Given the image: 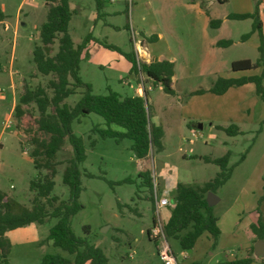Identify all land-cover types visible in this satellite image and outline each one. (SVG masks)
Segmentation results:
<instances>
[{"label": "rangeland", "instance_id": "rangeland-1", "mask_svg": "<svg viewBox=\"0 0 264 264\" xmlns=\"http://www.w3.org/2000/svg\"><path fill=\"white\" fill-rule=\"evenodd\" d=\"M99 1L97 7L96 0H69L73 12L68 32L73 42L79 43L87 34L98 40L90 41L81 53V80L89 83L95 94H105L108 89L123 95L133 93L136 83L133 81L132 87L126 84L130 78L128 62L99 43L105 41L124 52L134 49L144 62L150 61L149 55L172 58L175 92L166 93L160 83L152 85L145 75H137L138 81L147 84L141 96L147 101L150 121L160 125L164 133L162 150H152L140 160L131 150L130 139L115 141L93 131L96 124L103 123L101 116L89 113L72 122L73 133L83 138L86 154L79 164L82 189L78 201L82 208L70 219L72 231L100 247L108 258L107 264H162L158 240L148 237L146 232L155 213L148 199L151 192L140 185L139 172L145 169L154 172L159 193L169 195L176 182L202 185L212 179L218 165L201 158H218L230 151L229 179L213 193L216 198L206 194L219 217L216 244L207 232L190 250H182L174 238L168 242L177 264H216L231 259L239 254L235 241L243 242L251 233L243 227L244 223L258 216L264 222V102L247 89H242L239 95L231 93L235 89L222 95H214L208 89L217 77L259 74L256 69L243 72L231 69L232 61L255 59L259 53L249 42L241 43V35L252 27L251 18L226 19L221 28L211 27L204 34L206 14L200 8L222 18L247 6L237 4L236 0ZM52 4V0H0L5 15L0 21V190L28 208L34 195L29 183L37 174L29 155L33 147L31 140L45 136L37 130L38 111L34 104L24 105L25 113L20 118L15 116L14 106L24 87H46L54 78L53 74L38 73L32 60V49L40 43V27ZM133 32L139 40L136 45L131 41ZM151 34H157L158 38L148 41ZM211 38L231 39L232 43L208 47ZM53 48L52 53L57 45ZM198 89L204 91L191 93ZM82 90L64 101L73 104ZM47 92L51 93L49 89ZM218 108L222 114L226 112L223 117H230L228 125H237L241 133L228 135L210 126V119L204 117L214 115ZM71 155L66 138L55 156L51 195L58 201L69 197V189L62 183V171ZM241 155H244L242 160ZM45 172L44 169L41 174ZM47 209L50 211L51 207ZM168 212L169 207L161 210L162 221ZM55 221L48 217L43 223L7 231L5 235L11 242L9 264H39L46 253H59L72 259L46 238Z\"/></svg>", "mask_w": 264, "mask_h": 264}, {"label": "trees", "instance_id": "trees-1", "mask_svg": "<svg viewBox=\"0 0 264 264\" xmlns=\"http://www.w3.org/2000/svg\"><path fill=\"white\" fill-rule=\"evenodd\" d=\"M54 4L48 7L46 20L41 24L39 31L40 43L32 49V60L38 73L42 75L53 74L46 87L37 85L35 88L24 87L14 106V113L20 118L24 113V105L34 104L38 116L35 118L37 130L45 137H33L32 149L29 153L33 167L37 174L30 180L29 189L34 192L32 206L30 208L16 201L0 190V264H9L8 253L11 242L5 235L9 230L29 225L31 223H43L48 217L56 219L49 228L46 238L55 247L72 256L65 257L59 253H46L39 264H107L108 258L104 251L85 238L76 236L71 229V217L82 208L78 201L81 187L79 164L85 159V147L83 138L73 133L71 124L80 121V118L95 113L103 118L101 125L96 124L93 131L102 138H113L119 141L128 138L132 141L131 150L135 157L145 158L152 150H162L163 129L160 125L150 121L148 104L141 95H122L111 89L105 94H95L91 85L81 80L79 75V62L82 51L90 41L96 40L91 34L75 44L68 32V25L73 10L69 7V0H52ZM97 1V7L100 1ZM225 1V0H221ZM260 0H255L254 9L251 13L227 14L229 19H252L251 29L241 35V40H246L249 35L256 31L259 36L257 51L258 57L252 61L248 58L237 59L231 62V69L243 71L260 68L259 74L243 75L240 77H217L208 91L221 95L228 88L253 83L255 94L264 102V37L259 18ZM208 14V11H205ZM5 15L0 8V21ZM220 18H210L209 26L218 27ZM158 38L157 34H151L148 41ZM103 47L113 50L123 56L130 63V73L145 75L152 85L160 83L166 93L173 94L171 78L174 73V60H150L144 62L138 60L134 49L129 52L122 51L117 45L99 42ZM230 39H220L217 46H228ZM57 45L54 53L53 45ZM2 65L0 62V71ZM150 84V85H151ZM81 95L73 104L64 100L82 89ZM47 89L51 91L49 94ZM145 91V88L144 90ZM204 90H195L191 93H201ZM50 109V110H49ZM216 129L224 131L228 135L241 133L235 124L227 126L216 125ZM67 138L72 155L62 171V183L69 189V197L59 200L51 192L54 187L56 174L55 156L63 146ZM94 144V141L91 142ZM230 151L225 152L218 158H203L207 162L218 165L219 170L215 176L202 185H188L176 182L174 196L170 199L169 216L163 222L165 238H174L178 241L182 250L193 248L198 237L207 232L211 235L213 244H216L220 234L217 225V217L213 207L209 204L206 194L214 193L223 185L231 174V166H228ZM244 155L240 156V160ZM46 170L41 174L42 170ZM150 169L139 172L142 178L141 186H146L151 192ZM153 206V198L148 197ZM58 201V202H57ZM57 202V204H55ZM47 206L51 207L49 211ZM250 232L255 239L264 240V222L260 216L249 225ZM148 231V230H147ZM148 237H150L148 235ZM264 259V257H263ZM254 261L253 245H251L243 257H236L216 264H250ZM264 264V261H261Z\"/></svg>", "mask_w": 264, "mask_h": 264}, {"label": "crops", "instance_id": "crops-1", "mask_svg": "<svg viewBox=\"0 0 264 264\" xmlns=\"http://www.w3.org/2000/svg\"><path fill=\"white\" fill-rule=\"evenodd\" d=\"M217 1H219V3H221V0H217ZM226 1V0H225ZM236 2H237V4H239V5H244V6H247V8L246 9H243V11H237L236 13H251L252 11H253V9H254V3H255V0H236ZM207 10V9H206ZM205 9H203V8H200V11L201 12H203V13H205L206 14V18H204V20H203V32H204V34H207V32H208V29L209 28H211L210 26H209V19L210 18H219V17H215V16H213L212 14H210L209 12H208V14L205 12L206 11ZM231 13V12H230ZM227 14H229V13H227ZM227 14L226 15H224L222 18L220 17V19H221V23H220V25L218 26V27H215L216 29H219V28H221L222 26H223V24L225 23V20L226 19H229V18H227ZM259 18H260V21H261V26H262V35H263V37H264V0H260V4H259ZM247 19H249V18H247ZM201 21H202V19H201ZM253 34V36H252V38H251V35ZM254 34H256V38H254L255 37V35ZM251 35H249V37L246 39V40H244L243 42H241V43H245V42H249L250 44H251V46H252V48H255V49H257V46H258V44H259V36H258V33L256 32V31H253L252 33H251ZM223 39H225V38H223ZM218 40H220V39H210L209 40V45H208V47H216L217 45H216V42L218 41ZM231 40V39H230ZM217 47H220V46H217ZM115 52V51H114ZM117 56L118 57H120V58H124L123 56H121L120 54H118L117 53ZM149 57H150V60H163V59H167V58H165V57H154V56H150L149 55ZM245 58H248V59H251L250 57H245ZM257 58V57H256ZM255 58V59H256ZM125 59V58H124ZM169 59H172V58H169ZM255 59H251L252 61H254ZM126 60V59H125ZM127 61V60H126ZM149 61V60H148ZM128 62V61H127ZM128 64H129V68H130V63L128 62ZM256 70H259L260 71V68H256ZM129 71H130V69H129ZM243 71H246V70H243ZM243 71H237V72H243ZM248 71H250V70H248ZM254 74V73H253ZM247 75H252V74H247ZM140 76V75H139ZM129 79H127V81H126V84H128L130 87H132L133 86V81L136 83V85H135V87L133 88V93L132 94H130V95H141V90H144V88H145V85H147V84H143L142 83V81L140 80V81H138L137 80V77L138 76H136V75H134V74H132V73H130V75H129ZM174 77H175V63H174V73H173V76H172V78H171V86H172V81H173V79H174ZM132 79V80H131ZM141 79V78H140ZM262 82H263V84H264V73H263V76H262ZM232 89H235V90H233V92H231L232 94H234V95H239V94H241L242 92V89H247L249 92H251V93H255V88H254V85H253V83H246V84H243V85H240V86H236V87H230V88H228L223 94H225V93H228V91H230V90H232ZM174 90V89H173ZM175 92V91H174ZM212 94H214V93H212ZM123 95V94H122ZM124 95H129V94H124ZM215 95V94H214ZM222 95V94H221ZM212 102H213V104L215 103L214 102V99L212 100ZM217 107V106H216ZM219 109V111L218 112H216L214 115H212V116H206V117H204V118H209L210 119V126H212V127H214V128H216V125H222V126H227L228 125V122H229V120H231L230 119V117H223L224 115L223 114H226V112L225 113H223L222 114V112H221V109L220 108H218ZM225 111H226V109H225ZM220 120H222V121H220ZM227 122V123H226ZM239 128V127H238ZM240 131V130H239ZM241 132V131H240ZM164 134V133H163ZM203 158H205V157H202L201 159H203ZM209 158V157H208ZM138 160H140L139 158H137ZM231 175V174H230ZM229 179V178H228ZM175 185V184H174ZM174 191H173V193L172 194H169V195H165L164 193H161L162 195H165V196H169L170 197V199L174 196ZM210 204V203H209ZM215 214V213H214ZM169 216V212H168V214H167V217ZM215 216L217 217V225L219 226V217L215 214ZM167 219V218H166ZM166 219H164V221L166 220ZM152 220H153V217L151 218V223H152ZM254 221V219L251 221V219L250 220H248L246 223H244V225H243V227L249 232V225L251 224V222H253ZM149 229V228H148ZM147 229V230H148ZM147 230H146V232H147ZM205 233V232H204ZM203 234V233H202ZM201 234V235H202ZM200 235V236H201ZM210 235V234H209ZM200 236L198 237V239L200 238ZM211 236V235H210ZM212 238V237H211ZM197 239V240H198ZM196 240V241H197ZM254 242H255V237L250 233H248L247 234V238L242 242V241H235V244L234 245H236V246H239V254L238 255H235L234 257H232L231 259H233V258H236V257H243L245 254H246V251H247V249L251 246V245H253L254 244ZM241 243V244H240ZM253 256H254V261L252 262V263H250V264H260L261 263V261H262V259H263V257H264V255L261 257H256L255 255H254V253H253ZM231 259H227V260H231Z\"/></svg>", "mask_w": 264, "mask_h": 264}, {"label": "built area", "instance_id": "built-area-1", "mask_svg": "<svg viewBox=\"0 0 264 264\" xmlns=\"http://www.w3.org/2000/svg\"><path fill=\"white\" fill-rule=\"evenodd\" d=\"M131 41L136 45L139 40L136 38V34L133 32L131 35ZM135 51V50H134ZM136 53V57L138 60V54ZM143 61V60H141ZM151 179V197L153 198V206L155 217H153L152 223L147 231V234L151 238H155L158 240V249L159 256L162 264H177L176 257L173 254V251L170 247L168 240L164 236L163 232V222L161 218V210L167 208L170 205V199L159 193L158 181L154 172H150Z\"/></svg>", "mask_w": 264, "mask_h": 264}, {"label": "water", "instance_id": "water-1", "mask_svg": "<svg viewBox=\"0 0 264 264\" xmlns=\"http://www.w3.org/2000/svg\"><path fill=\"white\" fill-rule=\"evenodd\" d=\"M209 198H216L213 193H209ZM253 253L256 257H262L264 255V240L257 239L253 244Z\"/></svg>", "mask_w": 264, "mask_h": 264}]
</instances>
